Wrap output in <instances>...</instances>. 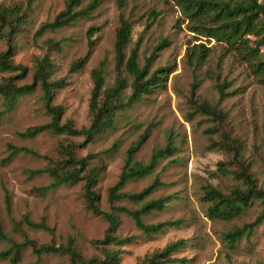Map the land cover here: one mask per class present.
Instances as JSON below:
<instances>
[{"label": "rangeland", "instance_id": "1", "mask_svg": "<svg viewBox=\"0 0 264 264\" xmlns=\"http://www.w3.org/2000/svg\"><path fill=\"white\" fill-rule=\"evenodd\" d=\"M66 1L33 0L29 5L28 0H0L2 7L13 9L21 18L14 22L10 36L0 37V52L7 50L10 43L14 46V64L26 68L25 74L16 80L19 85L32 83L37 64L48 57L53 63L49 80L63 81L62 86L54 88L52 99V105L63 109L59 122H71L75 128L82 129L89 127L92 120L90 103L95 85L92 69L105 61V87L112 86L119 74L115 41L120 10L117 0H102L89 16L80 17L71 25L37 33L42 23L53 21L65 8ZM88 1L83 0L82 6ZM124 12L134 22L127 56L141 38L140 66L153 56L150 73L160 67L170 68L166 85L117 110L113 127L94 140H86L82 133H53L50 130L34 137L21 136L20 132L29 127L51 122L52 114L47 111L44 91L38 83L33 92L20 96L10 110H5L0 94V223L4 232L17 242L29 238L38 244L56 246L67 245L69 238L74 237L78 249L87 258H103L107 249H121L119 264H143L147 257L180 239L186 242L171 257L185 260L172 264H264V222L234 246L225 239V233L233 227L256 219L264 208L260 199L232 220L211 219L208 203L202 200L203 187L207 183L225 191L234 184L243 186L233 172L239 166L232 156L223 150L209 148L213 138L221 139V132L241 140V159L257 179V186L264 189V83L251 72L245 61L228 49L225 42L198 38L171 0H127ZM5 30L9 31L10 27ZM201 43L208 49L205 50L207 56L198 65H193L188 51ZM261 50L264 57V45ZM86 55L83 66L72 71L73 62ZM19 72V69L0 70V82ZM120 72L127 80L123 91L126 101L133 92V76L124 67ZM224 84L227 86L221 92L219 86ZM194 100L197 103L205 101L222 110L224 120L218 121L202 112L194 105ZM217 125L220 127L218 132H207ZM147 132L148 138L136 152V160L147 162L155 149L167 146L170 140L177 150L160 159L154 172L131 179L123 187L126 192H140L158 177L160 185L144 201L120 199L114 204L136 209L147 200L168 196L166 207L144 214V222L177 219L183 222L158 233L146 234L129 214L117 211L120 218L117 232L121 237H132L130 243L119 246L92 242L106 236L109 222L88 210L85 178L74 184L53 186V178L48 172L30 173L45 169L51 164L50 160L62 158L65 143L72 142L77 157L91 155V160L99 164V177L95 182L99 204L103 210L111 211L110 190L120 178L127 150ZM9 145L27 147L38 155L21 151L8 159ZM220 161L232 172H219ZM7 196L10 197L9 205ZM26 214L36 222L44 219L53 232L25 223L15 228L14 221H20ZM9 245V240H1L0 251ZM0 264L12 263L9 258L0 256ZM17 264H70V259L61 253L39 256L27 246Z\"/></svg>", "mask_w": 264, "mask_h": 264}, {"label": "trees", "instance_id": "2", "mask_svg": "<svg viewBox=\"0 0 264 264\" xmlns=\"http://www.w3.org/2000/svg\"><path fill=\"white\" fill-rule=\"evenodd\" d=\"M177 5L185 20L189 21L190 30L198 38L206 37L209 40L215 39L218 42H225L228 49L233 51L242 61H245L251 72L264 83V57L261 50L264 45V2L261 0H171ZM33 0H28L31 5ZM102 0H89L86 5L82 6L83 0H67L65 8L57 14L51 22L42 23L37 33L46 29H56L73 24L80 17L89 16L101 4ZM119 7V27L116 32L115 51H116V70L118 76L112 86L105 87V61H101L92 69V77L95 85L91 97L90 110L92 114L91 124L87 128L77 129L71 122L60 124L59 120L62 114V107L52 105L54 88L63 85V81H51L52 62L48 57L40 60L37 64L34 79L32 83L19 85L16 80L25 74L26 68L21 64H14L12 56L14 55V46L10 43L7 50L0 52V70L13 71L19 69L16 75L5 77L0 82V94L4 98L5 110L14 108L20 96L34 91L39 83L44 91L47 111L52 114V120L48 124L36 125L20 132L21 136L34 137L45 130L53 133L63 131L68 134L82 133L86 140H94L105 130L113 127L116 120V112L124 106H130L134 102L141 100L144 94L151 93L155 89L166 85L170 68L160 67L152 73L149 72V65L152 57L146 59L144 66L138 62L139 46L141 38L131 49L127 56V47L133 38L134 22L126 17L124 9L127 0H117ZM21 21L19 14L13 9H7L0 5V37L11 35L14 30V22ZM10 27V30H5ZM160 46V45H159ZM157 47V49L159 48ZM207 47L201 43L194 45L188 51L189 60L193 65H198L207 56ZM88 55L73 62L71 70H77L83 66ZM133 76V92L124 100L123 91L127 86V80L121 76V68ZM227 84L221 85L220 90L224 92ZM197 83L193 84L192 95L194 96ZM193 100V99H192ZM194 105L199 110L212 116L218 121L225 118V113L211 106L207 102L197 103ZM2 111L0 112L1 115ZM219 125L210 127L207 132L214 134L219 131ZM149 133L144 134L139 141L133 143L127 150L125 165L121 172L118 182L110 190V201L112 204L111 211H105L99 204V194L95 188V182L99 177L100 166L91 160V155L77 157L72 142L65 143V154L63 157L51 161L45 169L31 170V174H37L43 171L49 173L53 178V186L65 183L74 184L82 178L85 182V198L87 208L97 215H102L108 222L106 236L103 239H96V243H114L123 245L130 243L132 237H121L117 230L120 218L117 211H123L129 214L135 221L136 225L146 234H154L164 230L168 226H178L183 221L167 220L158 223H145L143 215L155 210H163L168 202V196L153 198L145 201L140 208L128 209L122 205H115L114 202L120 199H128L133 202H142L146 196L150 195L155 188L160 185L158 177L141 190L140 192L123 191L125 184L135 178L144 177L151 174L156 169L160 159L172 155L177 148L170 140L167 146L155 149L147 162L135 159L136 152L148 138ZM10 155L24 151L38 155L35 151L27 147H16L9 145ZM211 149L223 150L226 154L232 156L239 169L233 171L235 176L243 182V186L234 184L228 191L223 190L220 186L213 183L204 185L202 200L208 203V215L211 219L232 220L241 216L245 210L253 204V201L260 199L264 204V189L257 186V179L249 171L248 164L242 161L243 144L237 137L231 136L228 132H221V139H212L209 146ZM101 161V160H100ZM219 172L223 174L231 173L227 164L219 162ZM8 205L10 197L7 196ZM9 209V207H8ZM264 222V208L256 219L243 226H235L225 233V239L229 245L234 246L237 241L244 236H248L258 224ZM27 224L32 228H41L53 232L44 219L39 222L32 220L27 214L20 221H14V227L20 228L21 224ZM9 240L10 245L0 251V256L9 258L12 264H17L21 260L22 250L31 246L33 251L41 256L44 253H61L68 255L70 264H119L121 261V249H107L103 258L93 256L85 257L76 245L74 237L69 238L67 245L56 246L52 243L38 244L35 240L26 238L23 242H17L9 238L4 232L0 223V241ZM184 239L177 240L168 244L159 252L147 257L143 264H172L176 261L183 262L185 258L171 257L174 251H177L185 244Z\"/></svg>", "mask_w": 264, "mask_h": 264}]
</instances>
